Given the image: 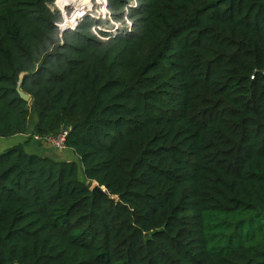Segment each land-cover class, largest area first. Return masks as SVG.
Instances as JSON below:
<instances>
[{"label":"trees","instance_id":"16d2710c","mask_svg":"<svg viewBox=\"0 0 264 264\" xmlns=\"http://www.w3.org/2000/svg\"><path fill=\"white\" fill-rule=\"evenodd\" d=\"M55 1L0 0V139L71 127L84 181L3 151L0 264H264V0H106L102 39Z\"/></svg>","mask_w":264,"mask_h":264},{"label":"built area","instance_id":"2783aa9c","mask_svg":"<svg viewBox=\"0 0 264 264\" xmlns=\"http://www.w3.org/2000/svg\"><path fill=\"white\" fill-rule=\"evenodd\" d=\"M79 3L82 2L78 0H68L64 2L56 0L54 4L51 5L55 6L54 8L60 12L62 16V21L56 24L60 34L66 31H75L86 19L94 21L92 32L100 39H102L100 33H105L109 36L115 37L121 34L123 32H121V30L125 27L128 29L131 27V24L126 19L125 26L115 23L112 20L106 7V0H96V3L94 4H90L89 2V6L87 3L85 5ZM51 6L50 9L52 10ZM67 9L72 10L69 11ZM70 131L71 127H67L60 130L54 136L31 135L30 137L36 143L49 146L55 150H64L66 149L65 143Z\"/></svg>","mask_w":264,"mask_h":264},{"label":"crops","instance_id":"0c3cea01","mask_svg":"<svg viewBox=\"0 0 264 264\" xmlns=\"http://www.w3.org/2000/svg\"><path fill=\"white\" fill-rule=\"evenodd\" d=\"M27 134L24 135H18L12 138H9L11 142L5 143L6 139H0V152L5 151L6 149L13 147L18 144H24L27 141ZM13 142V143H12ZM12 143V144H11ZM5 146V147H4ZM24 149L29 154L39 155V156H48L51 158H55L59 161H76V158H74V154L69 149H64L63 151H50L48 152L47 149L44 147H40L37 144H30L29 142L25 144ZM76 157V156H75Z\"/></svg>","mask_w":264,"mask_h":264},{"label":"rangeland","instance_id":"374dc122","mask_svg":"<svg viewBox=\"0 0 264 264\" xmlns=\"http://www.w3.org/2000/svg\"><path fill=\"white\" fill-rule=\"evenodd\" d=\"M63 1H68V0H63ZM78 1H80V2H82V3H79V4H82V5H85L86 3H87V5L89 6V2H90V4H94V3H96V0H78ZM52 7V10L54 11V10H56L54 7L55 6H51ZM67 10H69V11H71L72 9H67ZM89 21H92V22H94L93 20H91V19H89ZM94 25V24H93ZM31 120L32 121H34L35 120V115H34V113L32 114V116H31ZM27 136V138L29 139V137L31 136V135H29V133L26 135ZM3 142H5V143H10L11 141L10 140H8V139H6L5 141H3ZM13 143V142H12ZM11 143V144H12ZM28 143V142H27ZM29 143L31 144H35L36 145V143H33L31 140H29ZM5 147V146H4ZM46 149L48 150V152H52V151H63V150H55V149H53V148H48V147H46ZM2 152H0V154H1ZM74 156V158H76L75 157V155H73ZM76 162L78 163V159L76 158ZM78 177H79V179L80 180H83L84 181V177H83V174H82V169H81V166L79 165V163H78ZM94 186H95V184H93Z\"/></svg>","mask_w":264,"mask_h":264},{"label":"water","instance_id":"95a60500","mask_svg":"<svg viewBox=\"0 0 264 264\" xmlns=\"http://www.w3.org/2000/svg\"><path fill=\"white\" fill-rule=\"evenodd\" d=\"M25 76V73H22L20 76H19V80H18V83H17V86H16V92L19 96V98L24 101V102H29L30 101V97L29 95H27L26 93H24L22 90H21V83H22V80H23V77ZM91 191L93 193H99V194H103V195H107V192L105 191V189L103 187H99L97 184H95V186L92 187Z\"/></svg>","mask_w":264,"mask_h":264}]
</instances>
